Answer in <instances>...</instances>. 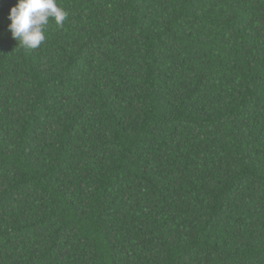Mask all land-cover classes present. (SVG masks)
Segmentation results:
<instances>
[{"label":"trees","instance_id":"16d2710c","mask_svg":"<svg viewBox=\"0 0 264 264\" xmlns=\"http://www.w3.org/2000/svg\"><path fill=\"white\" fill-rule=\"evenodd\" d=\"M17 3L0 264H264V0H57L36 49Z\"/></svg>","mask_w":264,"mask_h":264},{"label":"clouds","instance_id":"9594fccd","mask_svg":"<svg viewBox=\"0 0 264 264\" xmlns=\"http://www.w3.org/2000/svg\"><path fill=\"white\" fill-rule=\"evenodd\" d=\"M68 13L57 0H18L10 11L8 30L12 39L25 48L36 49L46 40L45 30L50 20L62 26ZM187 58H203L211 51L205 46L190 42L181 51Z\"/></svg>","mask_w":264,"mask_h":264}]
</instances>
